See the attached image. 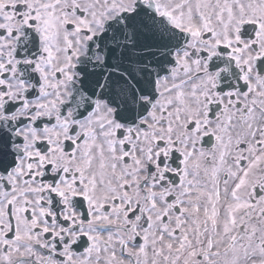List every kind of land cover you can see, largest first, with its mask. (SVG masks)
I'll return each mask as SVG.
<instances>
[{
	"label": "snow or ice",
	"instance_id": "snow-or-ice-1",
	"mask_svg": "<svg viewBox=\"0 0 264 264\" xmlns=\"http://www.w3.org/2000/svg\"><path fill=\"white\" fill-rule=\"evenodd\" d=\"M0 264H264V0H0Z\"/></svg>",
	"mask_w": 264,
	"mask_h": 264
}]
</instances>
